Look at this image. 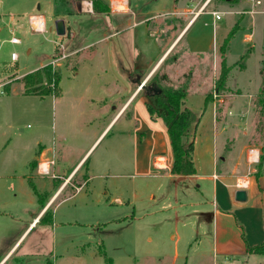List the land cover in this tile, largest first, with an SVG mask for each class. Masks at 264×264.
Wrapping results in <instances>:
<instances>
[{
    "label": "rangeland",
    "instance_id": "374dc122",
    "mask_svg": "<svg viewBox=\"0 0 264 264\" xmlns=\"http://www.w3.org/2000/svg\"><path fill=\"white\" fill-rule=\"evenodd\" d=\"M79 1L57 5L53 0H0V264H254L259 256L251 255L252 261H247L249 256L243 259L213 254L211 221L196 205L211 200V182L199 189V182L191 178L176 180L166 176V171L143 175L133 169L132 127H126L125 135L120 134L122 120L105 131L85 158L90 164L107 160L109 166L100 171L105 178L90 181L76 195L71 196L73 190L69 187L67 193L47 205H51L48 212L41 213L9 251L47 200L33 194L31 181L20 182L18 178L30 174L38 143L43 147L57 144L60 125L65 124L61 118L74 120L86 108L69 99L74 93L69 89L70 69L94 65L90 53H104L117 72L122 67L132 70L133 88L140 90L141 98L145 99L152 83L163 89L184 90L183 103L200 119L198 130L202 132L212 133L214 107L213 128L221 135L218 147L223 146L222 154L242 142L249 144L258 151V160L251 168L257 173L260 170L264 145V75L260 73L264 59V0H128V13L116 15L82 14L74 9ZM65 9L73 13L67 17ZM213 10L225 13L214 26L210 14ZM252 10L255 13H250ZM177 11L179 14H171ZM30 14L43 15L45 33L31 30ZM61 15L76 32L72 40L66 31L62 36L55 33L54 21ZM173 17L176 32L194 19L158 70L151 76L147 68L139 71V64L154 62L151 56L160 40L161 47H166L175 36L176 32L166 36L171 26L164 25ZM156 25H162L163 31L147 38L146 29L150 31ZM233 28L226 44L225 37ZM12 36L20 42L10 43ZM128 40L133 58L141 48H148L149 54L133 65V69L137 67L134 70L129 69ZM82 46L86 49L79 53L87 56L85 60L77 56L68 62L60 57L62 51L69 53ZM192 49L204 55L194 54ZM12 52L16 61L10 59ZM54 58L57 61L53 68L59 71L64 96L58 95L52 101L50 95H25L21 78ZM223 63L229 70L225 82L217 88ZM138 71L140 75L135 79ZM6 84L9 89L4 87ZM208 95L211 104L204 106ZM100 113L97 108L85 111L86 115ZM196 124L188 130L189 142ZM73 125L68 121L67 127ZM67 139L75 143V151L90 141L75 131H69ZM8 142L9 147L4 149ZM121 153L130 166L114 170ZM261 171L264 173V163ZM220 185L216 190L219 198H224L225 190Z\"/></svg>",
    "mask_w": 264,
    "mask_h": 264
},
{
    "label": "crops",
    "instance_id": "0c3cea01",
    "mask_svg": "<svg viewBox=\"0 0 264 264\" xmlns=\"http://www.w3.org/2000/svg\"><path fill=\"white\" fill-rule=\"evenodd\" d=\"M100 1L108 7L107 12L94 10L91 0L79 1L80 3L74 9H77L82 14L90 15H116L125 14L129 11L128 0ZM185 9H183L184 13L186 11ZM72 13L70 11L66 16L68 17ZM171 14L175 15L179 14V12H171ZM31 15L35 14H30L29 16ZM63 16L61 15L60 19L64 22L66 34L72 40L75 38L76 32L69 23H66L67 17ZM194 17H192L190 22L183 23L177 32L176 25L174 24L173 26L172 23L176 18L173 17L171 21L164 23L165 26H171L166 31V36L175 32L176 34L166 47L163 45L161 47V40L156 44V49L153 56H151L154 58L153 63L149 60L148 63H143V66H141L139 64L142 62L141 57L149 54L148 48H141L138 56L133 58L132 43L128 40V61L130 65L132 64L129 66V69H133V65L138 62L140 66L139 71L147 68L151 76L165 62L169 53L174 49L173 45ZM146 19L144 20L146 21ZM146 22H150V19ZM117 26H121V24ZM162 31V25L160 27L156 25L150 31L146 29L147 38L149 36L155 37ZM116 32L113 35L117 34ZM89 45L90 43L86 46ZM86 46L65 53L66 60L69 62L72 61V58L80 56V49L84 50ZM192 51H195L194 54H203L196 52V49H192ZM91 56L92 60H95L94 65L82 64L79 68L78 66H73L70 69L72 82L69 85V89L74 93L71 94L69 99L77 104H84L86 108H84L83 113H78L74 120L68 116L61 118V122H64L66 125H60L57 144L55 146L47 145L43 147L38 143V154L34 157L36 162L32 163V165L30 164V174L18 178L20 182L25 179L31 181L33 194L40 197H47V200L44 203V207L41 206L39 212L29 222L24 232L13 243L9 251L18 244L25 232L36 223L38 216L41 213L48 212L51 205L48 207L47 205L52 200L56 201L64 193H67L69 187L73 190L72 196L81 193L90 181L105 178L100 171H104L109 166L107 160L106 162L98 161V163L90 164L87 162L88 159L85 160V158L105 131L112 124L113 127L117 122L122 120L123 128L120 134L125 135L128 133L126 127L127 129L132 127L130 139L132 142L133 161L131 162V166L135 171L143 175H148L151 171H166V176L176 180L191 178L199 182L197 185L199 189L205 186V184L209 186L211 182V200L198 202L196 205L200 206L199 211L201 213L204 212L206 214L207 221H211V248L213 254L216 256H236L243 259L249 256L247 261H252L249 260L251 255L259 256L257 258L258 261H256L257 263L255 262L254 264H264V254H255L247 251L248 248L264 244V173L261 171L264 161L257 173L254 171V168H251V165H254L255 162L249 160L250 157L248 154L250 149L257 148L242 142L236 147L237 150L235 148L222 154L223 146L218 147V144L222 143V139H220L221 135H218L216 129L213 128L214 107L212 109L211 135L206 133V131L202 132L198 130L200 119H198V116L193 110L183 103V109H189L197 116V124L193 126V136L190 141L192 142V161L195 174L190 176L171 175L172 154L166 126L161 118L156 115H150L145 105V99L140 96V90L133 88V81L135 80H133L132 70L128 71L126 67H122L117 72L116 68L107 60V56L104 53H90L89 57ZM86 57L83 54L79 57V60H85ZM134 69H137V67H134ZM139 71L135 79L140 75ZM85 77L87 78L85 79ZM62 92L63 90L60 87V98L64 96ZM51 98L52 101L57 100V97L51 96ZM95 108H97V111L102 112L100 113L101 115L94 116L85 114V111L91 112ZM68 121H73L74 125L67 127ZM69 131H75L78 134L85 135L90 138V141L83 149L75 151V143L69 142L67 139ZM222 131L224 130L221 129L220 132L222 133ZM8 147L9 142L4 149ZM218 152H221V155L217 161ZM71 154L73 155L72 159L68 158V155L70 156ZM123 154H119L118 161L114 163V170L122 171L125 170L126 165L130 166L129 163H126ZM233 155L235 160H233ZM84 166H86L85 171L80 173ZM43 168L48 170L46 174L43 173ZM117 176L123 175L118 174ZM219 183L221 184V188L225 190L223 192L225 193L224 198H219L216 190V186ZM237 190L245 191L246 198L244 201H237L235 199V192ZM105 195H108L107 190ZM114 200L118 204L122 203L119 197H114ZM258 218L261 221L258 222Z\"/></svg>",
    "mask_w": 264,
    "mask_h": 264
},
{
    "label": "trees",
    "instance_id": "16d2710c",
    "mask_svg": "<svg viewBox=\"0 0 264 264\" xmlns=\"http://www.w3.org/2000/svg\"><path fill=\"white\" fill-rule=\"evenodd\" d=\"M53 2L57 5L60 3L68 5L67 0H53ZM91 3L93 9L96 11H108V7L100 0H91ZM65 5L62 7L64 8ZM65 11V14H69L70 12L68 9H65ZM234 31L235 29L233 28L227 34L226 44L233 36ZM260 64V73L264 75V59ZM228 70L229 69L226 68L223 63V65H221L220 77L216 82L217 88L225 82ZM154 79H156V77ZM59 82V71H56V69L50 64H46L41 68L29 72L21 78V83L24 89L23 93L25 95L39 97L47 95L57 97L60 94ZM4 87L9 89L7 84L4 85ZM150 87V90H148L145 95V105L150 115H156L161 118L166 126L172 154L170 174L173 176H190L195 174V168L192 161V142L188 141L187 133L190 126L197 122V117L189 109L182 108L183 100L185 99V91L163 89L154 83H152ZM210 102V96L208 95L204 99V106ZM263 161L264 145L260 151L258 169L261 168ZM42 207H44V204ZM42 220H44V217ZM247 251L255 254H264V244L248 248Z\"/></svg>",
    "mask_w": 264,
    "mask_h": 264
},
{
    "label": "built area",
    "instance_id": "2783aa9c",
    "mask_svg": "<svg viewBox=\"0 0 264 264\" xmlns=\"http://www.w3.org/2000/svg\"><path fill=\"white\" fill-rule=\"evenodd\" d=\"M250 1H253V0H250ZM115 2H118V1H115ZM258 3L259 2H256L255 4H258ZM203 8H201V9H203ZM250 13H255V11L252 10ZM210 14L212 16V24L214 26L215 22L220 20L221 17L225 13L213 10V11L210 12ZM28 19H29V27L31 28V30L33 32H38V33H45L46 32L45 25H44V19H43L42 15H40V14L31 15ZM9 42L12 43V44H17V43L20 42V40L17 37L12 36L9 39ZM59 54H60L61 58L66 57L64 51H62V53H59ZM16 58H17L16 54L14 52H12L10 54L11 61H16ZM56 61H57V58H54L49 64L52 67H54ZM248 154H249V157H250L249 160H251V162H256L258 160V151L256 149H250ZM47 172H48V170L43 168V173L46 174Z\"/></svg>",
    "mask_w": 264,
    "mask_h": 264
},
{
    "label": "water",
    "instance_id": "95a60500",
    "mask_svg": "<svg viewBox=\"0 0 264 264\" xmlns=\"http://www.w3.org/2000/svg\"><path fill=\"white\" fill-rule=\"evenodd\" d=\"M54 30H55V33L59 36H62L65 34V27H64V22L62 19H57L54 21ZM245 198H246L245 191L237 190L235 192V199L237 201H244Z\"/></svg>",
    "mask_w": 264,
    "mask_h": 264
},
{
    "label": "flooded vegetation",
    "instance_id": "af4514ba",
    "mask_svg": "<svg viewBox=\"0 0 264 264\" xmlns=\"http://www.w3.org/2000/svg\"><path fill=\"white\" fill-rule=\"evenodd\" d=\"M150 88H151V87H148V90H150ZM148 90H147V92H148Z\"/></svg>",
    "mask_w": 264,
    "mask_h": 264
}]
</instances>
